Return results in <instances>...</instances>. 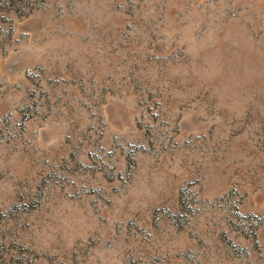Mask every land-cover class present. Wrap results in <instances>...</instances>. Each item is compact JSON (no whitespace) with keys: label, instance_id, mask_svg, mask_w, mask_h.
Returning <instances> with one entry per match:
<instances>
[{"label":"rangeland","instance_id":"374dc122","mask_svg":"<svg viewBox=\"0 0 264 264\" xmlns=\"http://www.w3.org/2000/svg\"><path fill=\"white\" fill-rule=\"evenodd\" d=\"M0 264H264V0H0Z\"/></svg>","mask_w":264,"mask_h":264}]
</instances>
